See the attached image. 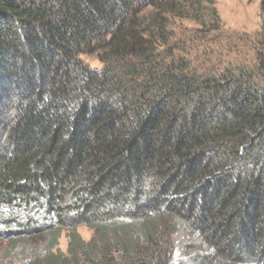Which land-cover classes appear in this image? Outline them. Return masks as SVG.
<instances>
[{
	"label": "trees",
	"instance_id": "trees-1",
	"mask_svg": "<svg viewBox=\"0 0 264 264\" xmlns=\"http://www.w3.org/2000/svg\"><path fill=\"white\" fill-rule=\"evenodd\" d=\"M261 17L231 56L212 0H0V264H264Z\"/></svg>",
	"mask_w": 264,
	"mask_h": 264
},
{
	"label": "rangeland",
	"instance_id": "rangeland-1",
	"mask_svg": "<svg viewBox=\"0 0 264 264\" xmlns=\"http://www.w3.org/2000/svg\"><path fill=\"white\" fill-rule=\"evenodd\" d=\"M223 22V28L217 33H212L209 38H204L211 47H219L221 42L225 49L230 48L231 56L235 53L242 55H252L254 46L258 44L259 35L262 28L261 0H212ZM188 34H198L197 26L190 21H185ZM178 34L180 29L174 26ZM82 57L93 67L100 68L102 62L95 55H82ZM82 237L89 240L93 236V230L87 226L78 228ZM3 244L0 243V250ZM60 247L63 251L67 250L68 239L63 233L60 238ZM1 263V262H0ZM14 264H22L14 262Z\"/></svg>",
	"mask_w": 264,
	"mask_h": 264
}]
</instances>
